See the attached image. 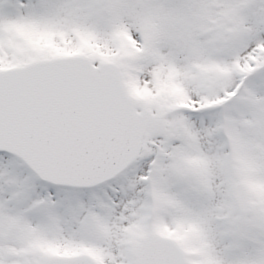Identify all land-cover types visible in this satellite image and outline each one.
<instances>
[{
	"label": "snow or ice",
	"instance_id": "1",
	"mask_svg": "<svg viewBox=\"0 0 264 264\" xmlns=\"http://www.w3.org/2000/svg\"><path fill=\"white\" fill-rule=\"evenodd\" d=\"M0 264H264V0H0Z\"/></svg>",
	"mask_w": 264,
	"mask_h": 264
}]
</instances>
